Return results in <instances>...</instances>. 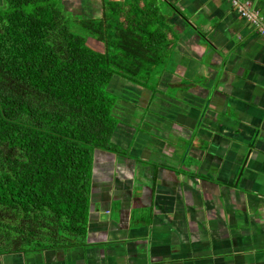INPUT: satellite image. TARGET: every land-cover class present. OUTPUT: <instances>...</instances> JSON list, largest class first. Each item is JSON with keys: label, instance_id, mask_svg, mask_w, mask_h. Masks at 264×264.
<instances>
[{"label": "crops", "instance_id": "obj_1", "mask_svg": "<svg viewBox=\"0 0 264 264\" xmlns=\"http://www.w3.org/2000/svg\"><path fill=\"white\" fill-rule=\"evenodd\" d=\"M159 1V91L94 149L80 222L0 264H264V34L227 0Z\"/></svg>", "mask_w": 264, "mask_h": 264}, {"label": "trees", "instance_id": "obj_2", "mask_svg": "<svg viewBox=\"0 0 264 264\" xmlns=\"http://www.w3.org/2000/svg\"><path fill=\"white\" fill-rule=\"evenodd\" d=\"M138 2L133 0L123 13L119 2L103 0L97 19L72 15L62 0H3L0 253L44 244L42 238H20L25 220L32 217L40 224L36 210L44 213L40 234H46L48 245L57 234L55 227L65 235L87 210L93 151L117 149L112 138L121 121L116 114L119 96L110 83L121 76L150 88L169 55L163 6L159 0H144L143 7ZM89 37L103 42L105 49L91 47ZM41 137L46 152L39 150ZM61 149L73 161L81 159V165L90 160L88 173L77 159L75 174L68 176L67 170L65 179L55 170L67 163L45 168L41 158L59 155ZM31 158H36L32 165Z\"/></svg>", "mask_w": 264, "mask_h": 264}, {"label": "rangeland", "instance_id": "obj_3", "mask_svg": "<svg viewBox=\"0 0 264 264\" xmlns=\"http://www.w3.org/2000/svg\"><path fill=\"white\" fill-rule=\"evenodd\" d=\"M85 1V0H84ZM119 2L122 6V8L125 10L123 11V13H125L128 8H130L132 6V1L133 0H114ZM3 0H0V7H2ZM62 3L65 7V9L70 10L72 12V15L74 16H78L79 18H87L89 16H87V14H89L90 8L87 7L88 3L86 2H80V0H62ZM139 5L141 7L144 6V2H142V0H139ZM68 4V5H67ZM86 4V5H85ZM77 7H76V6ZM84 5V6H83ZM98 9V6L97 8ZM100 11V9H99ZM96 12V14H99L100 12ZM94 18L100 19L101 18V14L99 15H95L93 16ZM90 18V17H89ZM125 16L122 15L121 19L124 20ZM88 44L93 47L94 49L97 50H101L103 51L105 49V44L103 42L98 41L96 38H88ZM169 61V59L167 60ZM161 70V69H160ZM158 70V73L153 77V80L151 82V87L150 88H144L145 91L141 90L142 87H138L137 85L131 83L130 81L122 78L121 76L117 77L115 76L113 81L110 83V88L111 90L116 93L119 96V101L116 107V114L118 115V117L122 120H124V122H134L137 123L139 121H136L137 118H141V115L143 114V111L141 110L143 108L142 105H144V101H140L141 98H147L149 97V94H156V91L158 92V87L160 86L161 82H162V76H161V71ZM126 81V82H125ZM135 85L136 87H134L133 85ZM143 89V88H142ZM173 90L175 89H171L169 91V94H173ZM143 91V92H142ZM146 113H149V110L146 111ZM146 116H148L147 114H144L143 118H146ZM36 132V131H34ZM66 142V141H65ZM45 138L41 137L39 138V150L41 152H46V150L44 148H42L45 144ZM53 148L51 147L48 151H52ZM121 152L123 153L125 152L123 148H121ZM70 153L69 151L66 149H61V151L59 152V155H52L51 153H47L45 154L44 158H41L43 166L49 167H63L62 164L65 162L67 163V168L63 167V168H59L55 170L56 176L60 177V178H67L68 176L74 175L75 174V169H76V162L75 160L77 159V161H80L79 165L85 170V175L88 173V169L91 165V161L90 160H86L85 163L83 165H81V159H79L78 157L74 158V161L72 159L71 156H69ZM69 157V158H68ZM58 158H60V160H62V162H59ZM68 158V159H67ZM85 158V157H84ZM52 159H56L53 162H46V160L51 161ZM36 158H31V161H29L30 165H32L35 162ZM73 161V162H72ZM33 168H35V166H32ZM67 170H68V176H67ZM91 176V174H90ZM89 176V177H90ZM38 205H35V207ZM37 209H39L38 207H36ZM37 212V218L39 219L37 221V223L39 222L40 224H36L33 221V218L31 217L30 220H25V223L22 227V232L20 233V238H32V239H37L40 238L39 234L41 233V231L43 230L42 226H43V222H44V216H42L44 213H41L40 210H36ZM25 213H29L31 214H36V213H31L29 211H23V214ZM40 217V218H39ZM35 227H37V229H35ZM44 227V226H43ZM32 239H30L29 241H31ZM19 240V239H18Z\"/></svg>", "mask_w": 264, "mask_h": 264}, {"label": "built area", "instance_id": "obj_4", "mask_svg": "<svg viewBox=\"0 0 264 264\" xmlns=\"http://www.w3.org/2000/svg\"><path fill=\"white\" fill-rule=\"evenodd\" d=\"M232 7L258 32L264 34V14L253 5L252 0H227Z\"/></svg>", "mask_w": 264, "mask_h": 264}]
</instances>
